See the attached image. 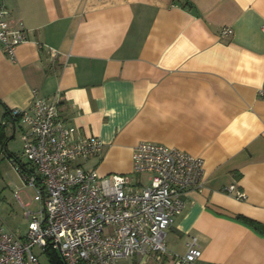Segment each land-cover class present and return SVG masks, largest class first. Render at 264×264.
Instances as JSON below:
<instances>
[{
	"label": "crops",
	"instance_id": "0c3cea01",
	"mask_svg": "<svg viewBox=\"0 0 264 264\" xmlns=\"http://www.w3.org/2000/svg\"><path fill=\"white\" fill-rule=\"evenodd\" d=\"M189 1L0 0L30 39L15 61L0 51V123L38 96L78 136L102 139L82 164L100 175L131 173L140 142L204 160L167 253L116 264H176L193 238L195 264H264V229L240 219L264 226V0ZM8 129L21 138L19 123ZM231 185L246 199L225 192Z\"/></svg>",
	"mask_w": 264,
	"mask_h": 264
},
{
	"label": "built area",
	"instance_id": "2783aa9c",
	"mask_svg": "<svg viewBox=\"0 0 264 264\" xmlns=\"http://www.w3.org/2000/svg\"><path fill=\"white\" fill-rule=\"evenodd\" d=\"M229 28L223 35L232 34ZM29 32L16 26L0 6V51L12 61ZM53 57L56 49L50 48ZM264 99V89L260 90ZM23 130V154L34 172L21 173L37 191L40 210H27L28 233L22 237L0 227V264H40L35 249L56 251L65 264H116L122 258H160L166 237L185 208L189 189H201L204 160L156 142L133 148V171L100 175L83 163L100 156L104 142L78 136L65 124L56 102L35 96L28 109L11 111ZM147 175V176H145ZM225 192L239 200L246 195L235 185ZM26 207L19 194L16 195ZM202 250L193 238L176 264H195Z\"/></svg>",
	"mask_w": 264,
	"mask_h": 264
},
{
	"label": "rangeland",
	"instance_id": "374dc122",
	"mask_svg": "<svg viewBox=\"0 0 264 264\" xmlns=\"http://www.w3.org/2000/svg\"><path fill=\"white\" fill-rule=\"evenodd\" d=\"M9 132L11 134V131ZM8 144L11 152L0 151V227L7 232L24 237L29 227V220L25 213L27 210L37 213L40 210V200L37 191L26 184L18 169L21 165H26L28 169L33 170L23 154L24 143L20 138V129L16 131L15 137L10 139ZM10 153L15 155L17 161L9 157ZM17 194L21 202L26 205L25 208L16 198ZM40 251L36 250L40 264H50V255Z\"/></svg>",
	"mask_w": 264,
	"mask_h": 264
},
{
	"label": "trees",
	"instance_id": "16d2710c",
	"mask_svg": "<svg viewBox=\"0 0 264 264\" xmlns=\"http://www.w3.org/2000/svg\"><path fill=\"white\" fill-rule=\"evenodd\" d=\"M176 1L181 2L182 6H184V7H191V3L189 0H176ZM10 115L12 117L11 120H9L7 123H4V124L0 123V150H2V151L7 150V145H8V142L10 140L9 135H12L11 129H8L10 124L12 125L13 122L15 121L16 125H17L19 122L18 118H14L12 116L11 112H10ZM9 131H11V134ZM9 157L14 159L15 155L10 153ZM15 160L17 161V158H15ZM18 169H19L20 173H22V174L25 172H30V173L34 172V169L33 170L28 169V167H26V165H21L20 167H18ZM240 219L246 225L254 228L255 230L259 231L260 233L262 232L261 229H264L263 224L255 221V220L249 219L247 217H240ZM47 253L50 255V264H65L56 251L49 249V250H47Z\"/></svg>",
	"mask_w": 264,
	"mask_h": 264
},
{
	"label": "water",
	"instance_id": "95a60500",
	"mask_svg": "<svg viewBox=\"0 0 264 264\" xmlns=\"http://www.w3.org/2000/svg\"><path fill=\"white\" fill-rule=\"evenodd\" d=\"M13 128H14V131H15V129H16V122L15 121L13 122Z\"/></svg>",
	"mask_w": 264,
	"mask_h": 264
}]
</instances>
